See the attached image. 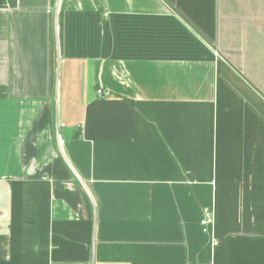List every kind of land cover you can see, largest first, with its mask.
Wrapping results in <instances>:
<instances>
[{"label":"crops","instance_id":"0c3cea01","mask_svg":"<svg viewBox=\"0 0 264 264\" xmlns=\"http://www.w3.org/2000/svg\"><path fill=\"white\" fill-rule=\"evenodd\" d=\"M0 264H264V0H0Z\"/></svg>","mask_w":264,"mask_h":264},{"label":"built area","instance_id":"2783aa9c","mask_svg":"<svg viewBox=\"0 0 264 264\" xmlns=\"http://www.w3.org/2000/svg\"><path fill=\"white\" fill-rule=\"evenodd\" d=\"M98 95H103V92L101 90L97 91ZM201 228L204 233H209L212 226L214 225V216L212 213H207L203 219L201 220Z\"/></svg>","mask_w":264,"mask_h":264}]
</instances>
